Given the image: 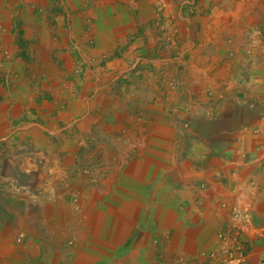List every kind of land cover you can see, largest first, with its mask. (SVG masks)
Segmentation results:
<instances>
[{
  "label": "crops",
  "instance_id": "obj_1",
  "mask_svg": "<svg viewBox=\"0 0 264 264\" xmlns=\"http://www.w3.org/2000/svg\"><path fill=\"white\" fill-rule=\"evenodd\" d=\"M105 1L128 18L158 2ZM46 3L0 0V21L6 28L10 18L18 38ZM173 7L167 15H181ZM188 15L184 40L162 25L154 40L130 23L124 51L100 50L116 52L97 66L104 90L93 81L78 97L70 92L90 123L105 110L96 135L30 137L42 153L41 165L22 164L33 177L24 191L33 263L213 264L220 236L242 225L232 210L246 204L254 220L242 234L245 264L264 258V0H199ZM134 48L139 56L125 68ZM88 92L109 98L108 108L87 102ZM53 108L61 120L63 105ZM43 113L44 129L58 131L52 111Z\"/></svg>",
  "mask_w": 264,
  "mask_h": 264
},
{
  "label": "rangeland",
  "instance_id": "obj_2",
  "mask_svg": "<svg viewBox=\"0 0 264 264\" xmlns=\"http://www.w3.org/2000/svg\"><path fill=\"white\" fill-rule=\"evenodd\" d=\"M46 1L44 11L25 17L27 31L21 29L19 39L7 29L9 25H13L8 22L10 18L5 19L6 28L0 21V264H40L33 263L30 256V249L33 248L31 244L34 242H31V232L25 217L27 204H24V191L28 189L33 177L22 164L26 158L39 162V165L42 162V153L38 155L39 149L29 141L30 137L96 135L99 132L96 124L106 123L107 114L103 113L105 110L98 112L96 122L90 123L91 112L88 113L81 105L75 108L70 92L77 93L78 97L85 84L94 81L102 88L108 82L97 66H101L116 52L111 55L100 50L111 46L118 49L123 46L125 50L132 40V34L121 30L123 26L128 29L130 23L137 26L140 33L149 30L154 40L155 33L157 34L154 27L161 25V32L171 30L168 37L179 35L184 40L183 33L178 30H184L185 20L190 17L188 14L197 7L199 0H194L191 4L184 0H158L149 4L154 7L142 11L141 16L135 11L137 16L132 18L112 15L111 1ZM128 3L131 2H120L126 5ZM170 3L174 6L173 9L182 10L181 15H167L165 11ZM80 12L85 14L79 15ZM1 19L3 20L2 17ZM40 20H43V24ZM160 35L161 33L157 34ZM168 37L166 42H169ZM123 47L121 51H124ZM77 48H80V54ZM136 49L132 53L134 56L130 55L128 58L130 62L125 61V68L130 67L139 56ZM65 51L68 52L69 59L64 63L59 55ZM18 52L23 53L19 56ZM98 58L101 60L99 65L95 63ZM94 75L99 76L98 79ZM86 98L87 102H93L92 105L96 103L97 107L101 104L102 108H108L106 100L109 98L104 95L98 97L101 103L96 102L89 92ZM62 105L65 112L61 115V120H58L60 115L56 114L53 106ZM47 110L52 111L57 120L56 132L50 128L44 129V113L39 112ZM119 111L118 118L122 113ZM32 122L38 125L31 128L28 124ZM36 245L38 242L34 247Z\"/></svg>",
  "mask_w": 264,
  "mask_h": 264
},
{
  "label": "built area",
  "instance_id": "obj_3",
  "mask_svg": "<svg viewBox=\"0 0 264 264\" xmlns=\"http://www.w3.org/2000/svg\"><path fill=\"white\" fill-rule=\"evenodd\" d=\"M232 217L240 220L242 225L235 230L232 236L226 234L220 236L225 245L219 250H213L207 256L213 264H245L246 250L242 234L252 227L254 220L250 205L246 204L241 208L235 207L232 210ZM259 264H264V258L260 259Z\"/></svg>",
  "mask_w": 264,
  "mask_h": 264
}]
</instances>
